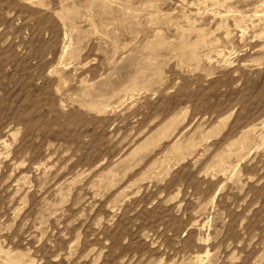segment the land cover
Wrapping results in <instances>:
<instances>
[{"label":"rangeland","instance_id":"374dc122","mask_svg":"<svg viewBox=\"0 0 264 264\" xmlns=\"http://www.w3.org/2000/svg\"><path fill=\"white\" fill-rule=\"evenodd\" d=\"M0 264H264V0H0Z\"/></svg>","mask_w":264,"mask_h":264}]
</instances>
